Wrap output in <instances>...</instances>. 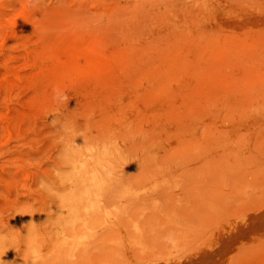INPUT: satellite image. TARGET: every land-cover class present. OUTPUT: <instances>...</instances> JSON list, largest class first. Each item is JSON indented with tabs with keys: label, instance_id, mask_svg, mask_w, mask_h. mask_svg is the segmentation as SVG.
<instances>
[{
	"label": "rangeland",
	"instance_id": "1",
	"mask_svg": "<svg viewBox=\"0 0 264 264\" xmlns=\"http://www.w3.org/2000/svg\"><path fill=\"white\" fill-rule=\"evenodd\" d=\"M66 135L120 155L67 241ZM0 261L264 264V0H0Z\"/></svg>",
	"mask_w": 264,
	"mask_h": 264
},
{
	"label": "bare ground",
	"instance_id": "2",
	"mask_svg": "<svg viewBox=\"0 0 264 264\" xmlns=\"http://www.w3.org/2000/svg\"><path fill=\"white\" fill-rule=\"evenodd\" d=\"M96 141H98V142H96ZM72 142H75V144ZM61 143L63 146L66 145V146H68L67 148H69L66 153L64 152L63 155L61 154L64 168L67 169V171H68V174L65 176H62V179H64L65 182L67 184H69V187H70L69 188L70 192H68L69 196L67 195V196H63L61 198L62 202H64V208H63L64 211H62L61 214L63 216L64 215L66 216V217L64 216V219H65L64 223H67L68 220H66V219H68L67 216L69 214L74 215V217L70 219V224L67 223L68 226L70 225V228L67 227L66 230L63 229V230L59 231V234L62 236V239L67 241V238L71 235L70 231L71 232L74 231V229L76 227L75 223H76V220L79 218L77 213L80 210V208H79L80 206L82 208H84L83 212L86 214H92V213L94 214V212H97V214H98V211H102L106 208L108 209L109 206L107 207V200H106L107 196L106 195L108 194V191H109V187L107 185V181H109V180H108L107 176H108V173L110 172V162L119 158L120 155H119L116 148L107 147L104 139H99V138L94 139V137H89V138H87V137L83 138V137H77V136L73 137V135H70V136L66 135L63 137ZM121 152H123V151H121ZM113 163H115V162H113ZM112 181H114V178ZM79 194H80V196H78ZM148 196H152V195H148ZM73 200L75 202L72 203V205H71L72 208H69L67 206V203L69 201H73ZM110 200H112V199H110ZM125 201H127V200H125ZM108 202H109V200H108ZM114 202H117V201L114 200ZM77 205H80V206H77ZM108 205H110V204H108ZM120 206H121V204H120ZM112 215H113V213H112ZM117 220H118V218H117ZM83 222H85V220ZM87 223L88 222L86 220V222L84 224L86 225ZM79 226H80V224H79ZM111 229H113V228L111 227ZM117 230H118V228H117ZM127 233H128V231H127ZM61 236H59V237H61ZM79 238L80 237H78V239ZM182 252H184V251H182ZM182 255H183V253H182ZM158 257L160 259L155 258L156 261L161 260V258H162L161 256H158ZM181 257H183V256H181ZM169 258H171V257L169 256ZM0 264H3V262L0 261ZM29 264H31V263H29Z\"/></svg>",
	"mask_w": 264,
	"mask_h": 264
}]
</instances>
